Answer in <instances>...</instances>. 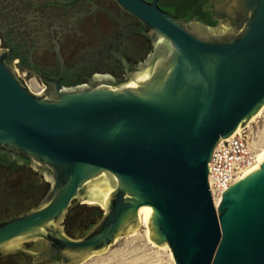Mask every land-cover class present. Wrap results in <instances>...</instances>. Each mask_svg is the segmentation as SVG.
<instances>
[{"label":"water","instance_id":"obj_1","mask_svg":"<svg viewBox=\"0 0 264 264\" xmlns=\"http://www.w3.org/2000/svg\"><path fill=\"white\" fill-rule=\"evenodd\" d=\"M114 2L154 38L117 85L53 81L38 95L0 51V154L50 181L35 208L0 222V256L81 264L137 230L143 208L150 240L168 246L175 264H264V164L218 208L208 183L217 145L264 108V0H202L186 10ZM90 199L105 210L69 237L62 221Z\"/></svg>","mask_w":264,"mask_h":264},{"label":"flooded vegetation","instance_id":"obj_2","mask_svg":"<svg viewBox=\"0 0 264 264\" xmlns=\"http://www.w3.org/2000/svg\"><path fill=\"white\" fill-rule=\"evenodd\" d=\"M201 1L160 0V5L186 10ZM153 48L154 38L114 0H0V51L11 55L16 74L40 81L42 93L52 92L53 81L64 88L117 85ZM49 183L39 169L0 154V222L35 208ZM83 205L62 221L71 238L95 219ZM0 264L45 263L14 254L0 256Z\"/></svg>","mask_w":264,"mask_h":264},{"label":"rangeland","instance_id":"obj_3","mask_svg":"<svg viewBox=\"0 0 264 264\" xmlns=\"http://www.w3.org/2000/svg\"><path fill=\"white\" fill-rule=\"evenodd\" d=\"M21 75H23L21 73ZM28 80V79H27ZM31 89L35 94H41L44 88L43 84L36 79L28 80ZM252 145L256 149L264 147V110L255 121L250 122L248 126ZM88 207L92 206L87 204ZM94 207V206H92ZM97 210L104 211L100 206ZM33 240L26 241L24 248L32 249ZM164 248L153 247L147 237V229L140 226L131 234H126L118 238L105 252L93 255L81 264H175L173 257H170L169 251ZM171 251V250H170ZM13 255L6 252L1 256Z\"/></svg>","mask_w":264,"mask_h":264},{"label":"built area","instance_id":"obj_4","mask_svg":"<svg viewBox=\"0 0 264 264\" xmlns=\"http://www.w3.org/2000/svg\"><path fill=\"white\" fill-rule=\"evenodd\" d=\"M30 91L33 92L24 74L18 73ZM34 93V92H33ZM257 151L246 129L236 132L232 137L222 140L215 148L209 163L208 175L209 190L215 205L216 198L223 195L242 177L246 172L256 166L258 162Z\"/></svg>","mask_w":264,"mask_h":264},{"label":"bare ground","instance_id":"obj_5","mask_svg":"<svg viewBox=\"0 0 264 264\" xmlns=\"http://www.w3.org/2000/svg\"><path fill=\"white\" fill-rule=\"evenodd\" d=\"M263 110H264V108L262 109V111ZM262 111L251 122L255 121L256 118H258L260 116ZM238 131H240V130H238ZM257 156H258V162H257L256 166L253 167L252 169L248 170L246 172V174L242 177V179L247 177V176H249L250 174H252L256 170H258L264 164V147L260 148L257 151ZM103 202H104V200L103 201H98L97 199H90L88 201V204H90L92 206H100L102 209H105V206L101 205ZM91 203H94V204H91ZM220 204H221V198H216L215 199V207L218 208L220 206ZM139 220H140L141 226H143V227H145L147 229V237H148L150 243L152 244V246L156 247V248H159V249L160 248H164L163 250L169 251L170 257L172 258L173 254L170 251V248L168 246L160 247V246H157L156 244H154L150 240V230H149V223H148V220H147V211L145 209H143V208H141L140 211H139Z\"/></svg>","mask_w":264,"mask_h":264},{"label":"trees","instance_id":"obj_6","mask_svg":"<svg viewBox=\"0 0 264 264\" xmlns=\"http://www.w3.org/2000/svg\"><path fill=\"white\" fill-rule=\"evenodd\" d=\"M88 210H90L91 212H93V216H98L100 215L102 212L97 210V209H94V208H91V207H87Z\"/></svg>","mask_w":264,"mask_h":264}]
</instances>
